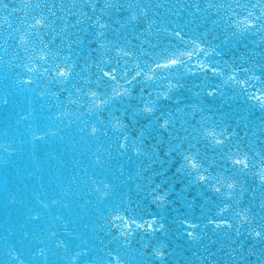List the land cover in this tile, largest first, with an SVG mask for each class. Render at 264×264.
I'll use <instances>...</instances> for the list:
<instances>
[{
	"label": "water",
	"instance_id": "water-1",
	"mask_svg": "<svg viewBox=\"0 0 264 264\" xmlns=\"http://www.w3.org/2000/svg\"><path fill=\"white\" fill-rule=\"evenodd\" d=\"M253 2L246 0L245 4L251 6ZM15 7L19 5L15 4ZM22 12L23 22L31 23L33 8L26 5ZM196 13L191 17L195 18ZM168 16L166 14L165 20L169 21L172 15ZM5 17L6 14H0V38L3 34L10 35L1 28V18ZM159 18L164 19L163 16ZM7 20L12 25L8 17ZM163 24L164 20L151 21L148 33L143 34L146 38L141 40L142 45L136 47L143 49L144 54L139 50L137 57L149 56L146 49L154 48L152 44H158L159 48L160 41H168L165 46L175 50L171 42L173 32L160 28ZM81 27H76L75 35H80V39L70 41L74 33L60 30L59 35L50 41L42 38L43 41L38 40L35 45L30 43L27 51H20L23 47L13 49L14 53L19 52L18 55L22 56L23 67L12 64L3 74L7 80L12 76L17 79L21 72L26 71L28 75L24 76V85L22 88L19 85L18 92L33 95H28L24 102L19 103L18 96H11L13 84L7 82L3 86L4 77L1 79L0 76V264H18L15 257H19L23 264H261L264 261V242L250 236L247 225L240 227L237 216L244 211L243 202H248L251 191H242L231 199L220 196L213 188L201 183L194 171L181 167L184 163L182 153L198 152L204 168V162H209L216 169V176L232 177L240 191L244 182L238 178L246 176L245 170L236 168L232 162L227 168L223 166L222 156L228 152L220 151L221 148L213 145L211 140H205L201 134L195 144H190L191 124L202 118L203 111L199 107L205 104L212 105L207 110L214 112L206 119L218 121L230 110L226 108L236 106L235 110H244L255 108L258 103L249 101L241 90L235 94L232 91L236 86L232 81L227 83L212 73L205 76L195 72L194 80H184L175 70L164 73L168 80L144 83L138 77L131 86L125 85L120 79L124 70H127L128 78L135 71L121 63L115 50L108 51L107 43L98 52L101 56L100 60L97 57L99 64L96 66L92 60L91 67H95L100 78L101 70L116 67L118 61L117 78L121 85L129 87L132 95L111 101L106 107L110 109L106 111L86 114L92 98H87L83 104L76 102L71 105L67 102L70 96L57 100L58 94H54V91L67 94L77 83L76 77L68 80L57 77V65L63 67L71 62L72 65L86 64L81 55L75 59L77 51L71 49L77 44L75 41L93 38L91 43L96 45L98 41L108 42L112 34L97 26L84 33ZM39 33L30 37L31 42ZM45 42L48 45L45 53L50 50L54 54L47 62L39 59L38 51H35ZM30 52L37 58L27 59ZM94 52L91 51L92 54ZM213 54H207L206 60L216 56ZM3 64L5 57L0 56V66ZM35 64L38 66L35 71L39 73L32 74L24 66L32 68ZM187 67L191 68V64ZM248 74V90L259 92L261 87L251 79L260 77L259 70L254 69ZM36 84L49 85L43 99L49 102L51 113H44L49 119L53 118L54 125L52 138L47 134L45 142L37 137L43 129L41 122L40 132L36 134L39 126L27 111L33 104V114L40 113ZM177 84L182 86L177 87ZM100 88L102 93L110 91L101 79ZM212 88H216L215 95L208 94ZM83 91L88 92L87 89ZM162 93L169 99L165 100ZM146 103L154 105L151 116L143 111ZM41 107L44 111L45 107ZM165 119L169 121L167 129L161 126ZM22 124L31 127H26L22 134L12 135L13 131L19 133V129H24ZM59 124H65L66 130L61 132L63 126ZM93 127L97 129L96 133L91 131ZM261 142L264 144V136ZM44 167L47 168V176L43 181L46 189L42 193L37 179L40 172L45 173ZM33 169H38V173ZM255 188L258 194H264V185L256 184ZM248 207L247 214L253 217L255 225L264 212L256 203ZM251 208L258 212L254 213ZM117 217L126 219L122 223ZM222 220H228L233 227H228ZM158 252L164 253L163 257L157 255Z\"/></svg>",
	"mask_w": 264,
	"mask_h": 264
},
{
	"label": "snow or ice",
	"instance_id": "snow-or-ice-1",
	"mask_svg": "<svg viewBox=\"0 0 264 264\" xmlns=\"http://www.w3.org/2000/svg\"><path fill=\"white\" fill-rule=\"evenodd\" d=\"M91 3V0H90ZM54 6V5H53ZM118 5L113 4H106V7H117ZM123 5H119L122 7ZM0 7L8 8V4L4 2V0H0ZM39 7V4L36 5ZM47 8V5H45ZM214 7V5L209 4V8ZM220 8L225 7L224 5H220ZM231 7V5H229ZM237 8H243L247 10L250 5L249 4H241L239 0L236 3ZM256 7L259 8L260 15H256L253 11H247V15L241 20L239 15H237V20L235 21L236 28L239 32H255L260 31L264 32V0H256ZM93 11H95V6L93 7ZM101 14H103L104 9H100ZM146 14V13H145ZM50 15H55V13H50ZM88 19H92V17H88ZM80 23V21H77ZM4 25H7L8 29H11L12 25L8 22L7 19L3 21ZM96 26L100 30L107 29L108 25L106 23L101 22V18H96ZM151 27V25H149ZM44 30H50L55 32V28L53 27L51 21L48 17H45L43 13H41L38 17H32V23L30 24L29 30L24 33V35H20L17 33V38L19 39L18 47H23L25 51H27L28 45L31 43L30 37L35 36L38 32H42ZM63 30V29H62ZM165 31H167L165 29ZM100 35L103 36L104 32L101 31ZM11 39V36L9 37ZM172 39L174 41L175 50L168 54V56L161 57L160 60H154L151 64H147L142 67L139 63L136 64V71L134 74L131 75V78H128V72L125 69L124 74L120 77V79L124 80L125 85L131 86L137 78H141L144 83L152 82L157 79H166L167 77L164 75L165 72H172L175 70L180 69L181 67H185L188 64H193L194 68L198 71L204 73L207 76L209 73L216 74L219 72V69L214 66L212 63H205V59L207 58V41L201 40L200 38H189L186 33H183L179 30H173ZM179 45H183V47H179ZM48 48L47 44H44L42 48L38 50L39 59L47 62L50 55H54L50 52L46 54L45 49ZM115 51L122 57H131L133 60L136 59V53L132 50H125L122 47L116 46ZM141 53H143V49H141ZM150 55V53L148 54ZM204 57L205 59H201ZM36 56H33L32 59H36ZM227 61H225V64ZM28 67L30 72L34 71L33 68L29 67L28 65H24ZM119 67V62L117 61V66L111 68L108 71H102V76L100 77L101 80H104L107 84L109 92L100 93L98 91H93L91 89L88 90V95L92 97L90 102V110L91 111H102L111 101L114 100H123L125 96H131L132 92L129 90V87H125L124 85L120 84V81L117 78V69ZM147 69V70H145ZM189 72H193L192 68L186 69ZM240 72L247 73L249 70L247 68H240L238 69ZM48 69H45L47 72ZM237 69H232L231 75H229L228 79L234 81L237 85L241 86L242 94L246 96L249 101H256L258 106L261 109H264V81L261 82V88L259 92H251L249 91V81L247 79H238L235 75ZM56 74L57 77L63 78L64 80L70 79L74 73V65L65 63L63 67L59 65L56 66ZM193 74H195L193 72ZM251 79L259 80V77L253 76ZM99 83V81H97ZM182 85L177 84V87H181ZM252 87H255L254 85ZM143 89H141V92ZM209 95L216 94V88H212L209 90ZM165 100L169 99L167 94H161ZM160 97L158 96L157 99ZM143 111L149 116L154 114V105L149 106V103H146L143 107ZM117 126H119V122L117 120ZM161 126L165 129L169 126V121L167 119L163 120ZM93 133L97 132V129L93 127L91 129ZM187 131V130H185ZM201 135L205 137V140H211L212 144L218 146L221 149H224L227 146V143L230 142L231 137L221 138L224 137V132H217L215 128H206L202 127ZM195 137H193L194 139ZM194 147V146H193ZM138 152V150H137ZM237 153L239 154V149H237ZM255 156L259 157L261 161H264V151L256 152ZM182 159L184 163L181 165L184 169H190L194 171L199 179L200 182L207 185L209 188H213L214 191L219 194L220 196H227L228 198H233L237 195V189L239 185L235 182L232 177L225 176H212L210 174H205L208 172L206 168L203 167V163L199 159V153L195 154H188L182 153ZM229 159L233 160V164L235 166H239L240 170H250L251 168L255 167V164L252 160H249L247 154H243L242 156L238 155V158H232L229 156ZM259 178L264 181V163H262L260 171L257 173ZM215 181V183H212ZM242 191V189H241ZM163 199V197H160ZM261 211L264 212V204L260 205ZM248 210L245 209L242 212L237 213V216L240 218V227H245L247 225L246 230L250 236H254L258 241L264 242V215L259 217V222L255 225L253 224V217L247 214ZM117 220H121L123 223L124 219L117 217ZM135 223V221H133ZM215 223V221H212ZM222 223L227 225L228 227H233L232 224L229 223L228 220H222ZM119 227V225H117ZM130 227V225H129ZM191 235V233H189ZM237 235H239V231H237ZM11 255V253H9ZM157 255L163 257L164 253L158 252ZM18 261V264H23V261L19 260V257L14 258ZM264 264V261L261 262Z\"/></svg>",
	"mask_w": 264,
	"mask_h": 264
}]
</instances>
